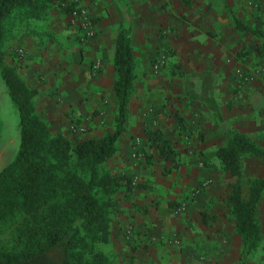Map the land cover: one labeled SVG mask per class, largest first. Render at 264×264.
I'll return each mask as SVG.
<instances>
[{
	"label": "crops",
	"instance_id": "crops-1",
	"mask_svg": "<svg viewBox=\"0 0 264 264\" xmlns=\"http://www.w3.org/2000/svg\"><path fill=\"white\" fill-rule=\"evenodd\" d=\"M81 1L94 19L96 35L92 39H78L74 25L54 8L45 22L33 24L26 33L23 30L12 37L7 35L3 42L5 64L16 67L27 85L36 89V112L51 130L65 134L71 119H80L103 107L102 98L113 90V58L118 34L124 29L129 32L135 75L139 73L141 78L133 87L134 102H128L130 113L138 121L135 125L131 122L129 128L159 129L171 142L175 156L179 145L175 141L189 140V149H197L188 150V159L205 147H215L209 156L215 159L214 164L202 169L186 168L199 178L213 179V184L200 186L204 181L201 180L195 195L191 194L194 186L185 189L180 184L174 191L177 197L185 193L187 198L182 220L174 219L168 210V205L175 204L168 201L175 196L164 201L137 194L134 200L129 195L121 200L125 215L119 219L122 226L118 237L123 238V229L130 226L133 244L137 246L133 259H129L131 262L121 264H264V188L257 204L260 240L243 256L241 237L235 231L227 202L228 185L237 178L232 179L233 175L221 168L216 156V150L230 140L232 132H246L252 143L258 142L257 134L249 133L240 117L230 125L223 124L220 119L223 106L215 91V80L221 75L218 67H221L222 51L227 48L222 43L223 25L236 15L223 19L221 12L224 9L229 12L224 0ZM235 26L233 32L230 29V40L239 29ZM164 30L166 35L162 34ZM165 42L185 54L188 74L199 80L200 86L192 87V82L187 87L173 83L157 85L159 77L144 75L150 57ZM234 43L231 41V46ZM188 74L184 75L187 81L191 79ZM209 78H213L210 87ZM238 112L232 110L231 114L237 116ZM139 118L147 122L143 124ZM94 122L93 119L91 127ZM149 148L158 156L156 149ZM247 169L253 177L264 178V159L251 160ZM241 186L247 194L250 183L247 192ZM174 233L177 243L172 240ZM257 251L261 256H254Z\"/></svg>",
	"mask_w": 264,
	"mask_h": 264
},
{
	"label": "trees",
	"instance_id": "trees-1",
	"mask_svg": "<svg viewBox=\"0 0 264 264\" xmlns=\"http://www.w3.org/2000/svg\"><path fill=\"white\" fill-rule=\"evenodd\" d=\"M55 2L0 0V76L17 109L20 136L17 152L0 169V227H14V244L0 250V264H29L41 254L49 257L52 253L57 254L58 264H111L97 244L109 239V211L115 206L116 191L124 187L128 193L133 184L125 175L101 171L99 165L114 155L125 129L135 76L133 49L129 32L121 30L113 58L114 131L74 143L63 133L53 132L36 112V89L27 85L16 67L5 64L3 42L8 27L20 24L33 9ZM145 134L148 145L162 160L174 161L175 150L159 129H147ZM255 148L237 133L216 150L221 168L237 177L228 185L227 202L243 256L260 240L257 204L264 178L253 179L247 194L240 184V153ZM74 162L79 163L81 172L74 169Z\"/></svg>",
	"mask_w": 264,
	"mask_h": 264
},
{
	"label": "rangeland",
	"instance_id": "rangeland-1",
	"mask_svg": "<svg viewBox=\"0 0 264 264\" xmlns=\"http://www.w3.org/2000/svg\"><path fill=\"white\" fill-rule=\"evenodd\" d=\"M224 1V6L229 8V12L225 9L223 13L221 12L223 19H225V16L230 18V15H236V20L240 22L244 29H238L237 33H235L230 40L228 37L230 29L233 32L232 26H235L236 23L230 18L228 21L230 23H225L223 25L222 43L227 46V48L222 51L221 67H218V70L221 71V75L215 80V91L219 95L218 97L221 98L220 101L223 106L222 114L220 115L223 124L227 123L230 125L237 120V117H240L243 125L249 129V133L257 134L258 142L253 143L256 148L242 151L239 156V165L242 173V175H240V184L243 185L245 192H247V185L250 181L256 179L253 177L252 171L247 169L248 164L255 158L260 157L264 159L262 155L264 152V0ZM79 6L88 11L89 17L94 23L93 16L90 14L88 6L82 3L81 0H57V2L50 6L33 9L25 19H21L20 24L8 27L7 35L12 37L18 34L19 31L23 32V30L26 33L31 29L30 26H33V24L45 22L51 10L54 8L63 12L67 16L69 24L73 25L76 19L73 13ZM74 27L77 38L81 41H87L96 35L95 31L93 36L87 39H81L78 28L76 26ZM209 32L212 33L213 30L211 29ZM162 34L166 35V31L164 30ZM231 41H235L236 43L231 46ZM235 44L236 47L233 49ZM158 59L163 61L161 67L159 69L152 68V63L156 62ZM185 59V54L177 49H173L165 42L162 46L156 48V54L150 57L148 68H146L143 73L146 76L150 75L149 77H151V75L159 77L157 78L159 79L157 85L165 86V83H168V85L173 83L175 86L187 87L189 85L188 82H192V87L200 86L199 80L189 76V71L185 65ZM98 67L100 66L95 68ZM187 74L188 77H191L188 81L184 79V75ZM138 75L139 73H136L134 76L133 87L135 83L141 81ZM248 76L252 77V79L247 80L246 77ZM115 77L116 73L113 75L114 80ZM207 82L209 87L212 86L213 78L207 79ZM133 87L129 98L130 102H134V99H132L135 91ZM226 92L229 93V95H227ZM243 93L246 94L245 97ZM102 101L104 105L101 109H93L91 113L80 119L70 120L64 135L73 143L77 140L90 137H101L106 133L114 131L116 99L113 90L107 93L106 97L102 98ZM105 105H107L108 108L104 107ZM236 109L239 111L237 116L231 114L232 110ZM225 110L227 112H225ZM93 119L95 122L91 127L90 123ZM139 119L143 124L147 122L146 119ZM137 121L138 119L136 116H132L128 108L125 129L117 139L116 152L108 161L99 165L101 171L109 172L112 175H125L132 180L133 184L128 193L124 187L116 191L115 206L110 208L109 211V239L107 242L97 244V248L108 255L111 264L129 262V259H133V251H135L137 247L133 244L130 235L131 230L130 226H128L130 224L127 225V228L123 229V238L118 237V230L122 226L119 225V219L125 215L123 213L124 205L121 201L123 198L129 195L130 198L134 200L137 194H145V196H156L166 201L167 197L175 196L168 201L175 203L174 205H168V210L174 219L177 218L182 220L185 218L187 198L185 197V193L177 197L174 191L182 184L185 186V189L194 186L195 188L192 187L194 189L191 194H197V186L201 183V180H204V178H199V176L193 174V172L187 171L188 169L186 170V168L195 166L196 168L202 169V167H208L215 163V159L209 157L210 153L215 149L214 146L205 147L204 150L198 151L199 154L196 153V155L194 152L193 159H188V150L193 151L194 149L196 151L197 148L189 149V140L184 138L181 139V141H175L179 143V145L177 155L174 156V161L162 160L159 156L152 154L147 142H145V129H142V126H140L137 131L129 128L131 122L135 125ZM152 121L153 120H151V122ZM177 122L180 123L181 121ZM18 123L19 116L17 109L10 99L6 91V86L0 76V169L13 158L19 148L20 136ZM72 124H75L78 129L73 130L71 127ZM257 125L260 127H256ZM146 128H149V125H146ZM176 130H178V128H176ZM237 133L244 136L246 135V137L251 140V137L248 136L246 132L242 131L232 132L230 137ZM124 168L125 171H123ZM74 169L78 172L82 171L78 162H74ZM190 174L193 175L189 176ZM233 178L234 176H232V179ZM205 181H208L207 185L213 184L214 182L213 179L209 178L204 180L200 186H202ZM185 191L187 192L188 190ZM13 228V225L0 227V250H7L14 244ZM175 233L172 236L173 241L178 239ZM257 252L258 253H255L254 256H261V253L259 251ZM46 257L47 255L41 254L33 258L31 260L32 262L29 264H58V256L56 253H52L49 257Z\"/></svg>",
	"mask_w": 264,
	"mask_h": 264
},
{
	"label": "built area",
	"instance_id": "built-area-1",
	"mask_svg": "<svg viewBox=\"0 0 264 264\" xmlns=\"http://www.w3.org/2000/svg\"><path fill=\"white\" fill-rule=\"evenodd\" d=\"M73 16H75L74 20V26H76L79 30V35L81 39H87L95 34V28L94 23L91 21V18L89 17V13L85 8H81L80 6L77 8V10L73 13ZM162 60H156V62L152 63V68L159 69L162 65ZM247 80H251L252 77L248 76L246 77ZM72 129L77 130L78 128L75 126V124H72ZM84 130V129H80ZM208 181H205L202 186H207ZM185 205V204H183ZM178 240H175L177 243Z\"/></svg>",
	"mask_w": 264,
	"mask_h": 264
}]
</instances>
